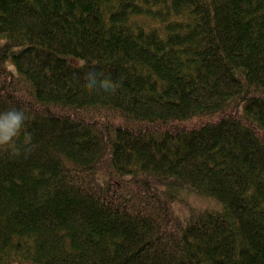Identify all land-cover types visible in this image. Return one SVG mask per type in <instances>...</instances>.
<instances>
[{
    "label": "trees",
    "instance_id": "trees-1",
    "mask_svg": "<svg viewBox=\"0 0 264 264\" xmlns=\"http://www.w3.org/2000/svg\"><path fill=\"white\" fill-rule=\"evenodd\" d=\"M0 37L35 145L0 151V264H264V0H0Z\"/></svg>",
    "mask_w": 264,
    "mask_h": 264
},
{
    "label": "clouds",
    "instance_id": "clouds-1",
    "mask_svg": "<svg viewBox=\"0 0 264 264\" xmlns=\"http://www.w3.org/2000/svg\"><path fill=\"white\" fill-rule=\"evenodd\" d=\"M80 67L84 62L79 63ZM86 86L90 90L99 87L104 91L115 90L114 82L110 77L98 76L95 70H90L85 74ZM29 116L22 109L11 107L6 111L0 112V151H6L12 156H19L23 148L25 157L31 153L35 145H31V133L26 131L25 121ZM22 140L18 144L17 141ZM29 145H31L29 147Z\"/></svg>",
    "mask_w": 264,
    "mask_h": 264
},
{
    "label": "rangeland",
    "instance_id": "rangeland-1",
    "mask_svg": "<svg viewBox=\"0 0 264 264\" xmlns=\"http://www.w3.org/2000/svg\"><path fill=\"white\" fill-rule=\"evenodd\" d=\"M4 38L0 37V43L3 41ZM216 204L211 198L206 196H199L194 193L184 192L183 197L181 200H176L173 203V206L176 212L181 215L185 216L188 212L189 206H197L202 208H212ZM9 264H42L35 261H22V262H10Z\"/></svg>",
    "mask_w": 264,
    "mask_h": 264
}]
</instances>
